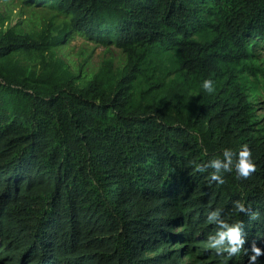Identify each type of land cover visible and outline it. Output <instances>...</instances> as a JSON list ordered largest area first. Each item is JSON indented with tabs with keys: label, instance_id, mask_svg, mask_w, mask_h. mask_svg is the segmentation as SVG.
<instances>
[{
	"label": "trees",
	"instance_id": "16d2710c",
	"mask_svg": "<svg viewBox=\"0 0 264 264\" xmlns=\"http://www.w3.org/2000/svg\"><path fill=\"white\" fill-rule=\"evenodd\" d=\"M4 1L0 264H248L207 248L217 208L264 249V0ZM75 35L120 61L71 65ZM244 144L249 178L195 171Z\"/></svg>",
	"mask_w": 264,
	"mask_h": 264
},
{
	"label": "clouds",
	"instance_id": "9594fccd",
	"mask_svg": "<svg viewBox=\"0 0 264 264\" xmlns=\"http://www.w3.org/2000/svg\"><path fill=\"white\" fill-rule=\"evenodd\" d=\"M203 89L212 93L214 91V81L204 79L202 82ZM195 171L204 173L207 169L212 171L209 173V183L223 184L225 182V174H236L238 179H247L257 170V163L253 158V153L247 144L241 146L238 152L231 147H224L222 158L217 157L208 161L206 164H195ZM234 211L255 219L258 215L253 212L250 205L240 200L234 201ZM207 220L214 224L216 230L210 233L206 238V246L215 250L217 255L226 254L228 258L240 255L242 252L248 256V264H259L264 257V249H261L252 243L250 249L245 247L247 235L243 230V221L237 220L229 222L224 218L222 209H212L208 212Z\"/></svg>",
	"mask_w": 264,
	"mask_h": 264
},
{
	"label": "rangeland",
	"instance_id": "374dc122",
	"mask_svg": "<svg viewBox=\"0 0 264 264\" xmlns=\"http://www.w3.org/2000/svg\"><path fill=\"white\" fill-rule=\"evenodd\" d=\"M4 6L5 1L0 0V12H2ZM7 13L8 12L6 10L3 12L5 15H7ZM27 15L28 14L18 15V8L15 7L11 15L10 23L15 24L20 22V24L23 25L24 21L27 20ZM260 54L263 58L262 60L264 65V54ZM61 55L71 65H79L83 63L84 67L89 66L93 69L98 68L101 62L108 57L114 58L116 62H119L121 59L120 53L116 48L110 47L106 49L103 46L95 45L94 43L85 40L79 35H75L68 45V48L62 52ZM259 101L260 103L257 106L258 113L260 115H264V90L260 94Z\"/></svg>",
	"mask_w": 264,
	"mask_h": 264
}]
</instances>
